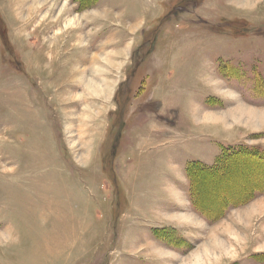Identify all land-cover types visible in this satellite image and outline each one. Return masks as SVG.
I'll return each instance as SVG.
<instances>
[{"label": "rangeland", "instance_id": "obj_1", "mask_svg": "<svg viewBox=\"0 0 264 264\" xmlns=\"http://www.w3.org/2000/svg\"><path fill=\"white\" fill-rule=\"evenodd\" d=\"M239 148L264 0H0V264H264V163L188 173Z\"/></svg>", "mask_w": 264, "mask_h": 264}, {"label": "trees", "instance_id": "obj_2", "mask_svg": "<svg viewBox=\"0 0 264 264\" xmlns=\"http://www.w3.org/2000/svg\"><path fill=\"white\" fill-rule=\"evenodd\" d=\"M230 151H223L218 157L216 158L214 164L212 166H205L201 163H195L189 166L188 173L189 177L191 179V186L193 187L192 191L195 193L197 192V183L199 181L208 180L210 178H216L220 174L228 171L231 168V165H235L237 161H240L242 158L247 160H258L264 163V153L256 154L253 152H250L249 149H243L239 148L238 150L234 152ZM240 172V170H238ZM196 187V188H195ZM262 188H264L263 185H261ZM254 192H257L256 189L253 190ZM195 196V195H194ZM198 196V195H197ZM198 199V198H197ZM196 199V197L193 198L194 206L199 209V201Z\"/></svg>", "mask_w": 264, "mask_h": 264}, {"label": "bare ground", "instance_id": "obj_3", "mask_svg": "<svg viewBox=\"0 0 264 264\" xmlns=\"http://www.w3.org/2000/svg\"><path fill=\"white\" fill-rule=\"evenodd\" d=\"M90 83H92V82H90ZM88 84H89V83H88ZM92 84H93V83H92ZM91 86H92V85H91ZM92 88H93V87H92ZM241 111H242V112H243V111H246L245 114L247 113V111H249L250 114H252V115H254V116L257 115V111H256V110H246V109L244 108V109L240 110L239 112H241ZM241 114H243V113H241ZM252 115H251V116H252Z\"/></svg>", "mask_w": 264, "mask_h": 264}]
</instances>
